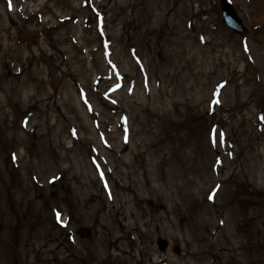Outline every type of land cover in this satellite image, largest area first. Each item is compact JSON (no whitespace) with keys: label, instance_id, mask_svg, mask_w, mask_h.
Here are the masks:
<instances>
[{"label":"rangeland","instance_id":"1","mask_svg":"<svg viewBox=\"0 0 264 264\" xmlns=\"http://www.w3.org/2000/svg\"><path fill=\"white\" fill-rule=\"evenodd\" d=\"M231 1L245 35L218 0H0V264H264V0Z\"/></svg>","mask_w":264,"mask_h":264},{"label":"water","instance_id":"2","mask_svg":"<svg viewBox=\"0 0 264 264\" xmlns=\"http://www.w3.org/2000/svg\"><path fill=\"white\" fill-rule=\"evenodd\" d=\"M223 23L238 34H245L247 28L243 25L236 10L229 0H219ZM88 233V231H86Z\"/></svg>","mask_w":264,"mask_h":264},{"label":"snow or ice","instance_id":"3","mask_svg":"<svg viewBox=\"0 0 264 264\" xmlns=\"http://www.w3.org/2000/svg\"><path fill=\"white\" fill-rule=\"evenodd\" d=\"M10 10H11V4H10ZM101 178L103 179V174L101 173ZM209 199H212V197L210 196ZM57 219L59 220V215L57 216Z\"/></svg>","mask_w":264,"mask_h":264}]
</instances>
